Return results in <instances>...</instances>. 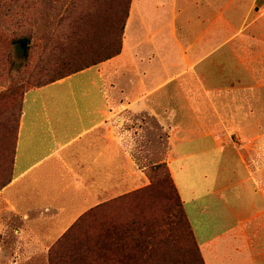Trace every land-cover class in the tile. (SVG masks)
Listing matches in <instances>:
<instances>
[{
	"label": "crops",
	"instance_id": "crops-1",
	"mask_svg": "<svg viewBox=\"0 0 264 264\" xmlns=\"http://www.w3.org/2000/svg\"><path fill=\"white\" fill-rule=\"evenodd\" d=\"M263 6L131 0L118 54L27 89L0 189V264H48L79 216L147 184L136 167L152 152L204 263L264 264ZM189 164L202 192L177 184Z\"/></svg>",
	"mask_w": 264,
	"mask_h": 264
},
{
	"label": "trees",
	"instance_id": "trees-1",
	"mask_svg": "<svg viewBox=\"0 0 264 264\" xmlns=\"http://www.w3.org/2000/svg\"><path fill=\"white\" fill-rule=\"evenodd\" d=\"M130 1L126 0L120 9L123 17L117 30L116 46L111 53L100 55L94 50L85 56V60L80 52L81 47L85 46L84 41L74 26V30L64 36L62 42L52 46L49 55L53 65L66 66L67 70L36 86L53 82L118 54ZM15 42L19 43L23 55H27L28 47H21V43L29 44V38L24 37ZM76 56L81 62L74 63L73 58ZM9 133L2 141L1 150L5 156ZM14 147L15 141L11 168ZM167 177L172 182L171 186L166 177L157 175V180L151 186L120 195L84 212L48 247V264H205L169 170ZM156 195L162 199L159 208L152 198ZM186 234L188 241L184 240ZM182 240L189 244L184 245ZM178 241V247L190 248L191 258L185 260L176 255Z\"/></svg>",
	"mask_w": 264,
	"mask_h": 264
},
{
	"label": "rangeland",
	"instance_id": "rangeland-1",
	"mask_svg": "<svg viewBox=\"0 0 264 264\" xmlns=\"http://www.w3.org/2000/svg\"><path fill=\"white\" fill-rule=\"evenodd\" d=\"M125 1L0 0V186L12 176L11 157L24 91L61 75L68 68L50 62L52 46L62 42L64 36L76 26L84 41L85 46L81 47L80 52L85 60V56L94 50L100 55L111 53L116 46L117 30L123 17L120 9ZM260 17L264 18V6ZM24 37L29 38L25 56L19 43L15 42ZM66 49L70 50L68 46ZM77 57L73 58L74 63L81 62ZM8 133L5 156L1 150L2 141ZM150 154V164L146 161L136 167V172L144 173V183H147L138 189L151 186L157 180V175L166 177L171 186L172 182L167 177L169 169L155 159L154 152ZM176 181L180 189L184 187L186 191H190V186H193L202 192L201 189L206 186L199 174H192L190 164L177 170ZM152 198L159 208L162 199L157 195ZM10 238L4 241L6 247H10L13 242ZM187 238L186 234L184 240L188 241ZM184 240L183 244L188 245ZM178 246L179 241L176 243L178 257L185 260L191 258L190 248Z\"/></svg>",
	"mask_w": 264,
	"mask_h": 264
},
{
	"label": "water",
	"instance_id": "water-1",
	"mask_svg": "<svg viewBox=\"0 0 264 264\" xmlns=\"http://www.w3.org/2000/svg\"><path fill=\"white\" fill-rule=\"evenodd\" d=\"M26 43H21V47H25Z\"/></svg>",
	"mask_w": 264,
	"mask_h": 264
}]
</instances>
